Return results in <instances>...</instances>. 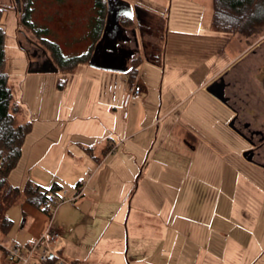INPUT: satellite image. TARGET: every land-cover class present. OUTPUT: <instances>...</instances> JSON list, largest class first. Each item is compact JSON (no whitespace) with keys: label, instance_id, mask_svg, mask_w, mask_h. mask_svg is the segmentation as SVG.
Listing matches in <instances>:
<instances>
[{"label":"rangeland","instance_id":"374dc122","mask_svg":"<svg viewBox=\"0 0 264 264\" xmlns=\"http://www.w3.org/2000/svg\"><path fill=\"white\" fill-rule=\"evenodd\" d=\"M31 1L33 2V18L37 22L36 24L49 26L50 30L61 39H64L72 31L73 35H77L75 31L80 30L82 23L85 24L87 15L91 14L92 8V0ZM125 1L130 4L132 9L141 7L156 15L169 18L170 27L173 29L193 31L199 22V8H196L188 0ZM200 1L205 2V0ZM210 5L211 2L208 3V6ZM23 9L24 0H0V27L4 32V72L8 77V86L11 89L13 101L20 110L17 122H31V131L22 145L21 158L9 175L8 181L11 185L23 189L25 179L31 178V175L38 171L46 176L41 178L43 183L40 185L49 188L53 176H57L50 171L55 166L56 169L61 168L58 170L57 177L62 179L59 182L62 189L59 191L60 194L58 193L61 197L58 200V205H52L51 218L26 204L19 203L12 206L8 210L7 216L13 222V227L6 235H0L1 246L9 248L17 243L24 244L22 242L29 240L31 236L33 240L37 239L52 223L53 230L59 232V239L51 244V249L54 250L58 247L57 245L63 243L64 238L72 244L70 250L65 249L61 256L62 263L58 261L55 264H69L70 260L73 261L80 257L96 259L99 264H146L141 251L140 255L136 254L134 237L145 232L144 222L140 219L145 220L151 216L154 221L159 218L164 221L161 231L164 237L167 234L168 241L162 244L158 240L152 241L151 239L152 242L148 245L149 260L147 264H192V256L195 257L198 252L203 250L204 253L206 249H210L220 253L223 248L228 246L232 247L234 251L236 250L234 254L236 253L237 256L234 255L235 258L231 261L227 255L225 256L226 260L218 264L248 263L252 256L264 246V175L253 166L244 163L243 153L248 152V159H252L251 141L245 139L241 141L236 135L235 129L224 126L225 121L229 122L233 117L225 112L220 105L204 101L206 98L204 92L192 94V99L170 116V121L179 120L180 117H183V120H188L187 117H192L194 122L202 124L201 128L195 126L196 129L192 130V134L190 133L195 138L194 144L198 147L196 162H193L190 155L180 153L179 155L168 154L166 159L152 161L155 157L153 153L161 137L165 136V130L161 129L163 124H160V129L155 127L149 133L153 137V143L145 156L148 160L144 159L141 164L138 160L139 167L136 177L143 176L140 168L148 161L150 163L149 173L145 177L139 178L140 180H136V188H133L132 195L126 204L115 203V201L105 203L96 208L99 210H93L92 213L87 214L86 211L75 207L74 202L69 198L71 199V195L75 191L73 181L77 164L75 165L70 155L65 157L66 153L60 143L67 141L68 146L72 149H83L80 144L83 143L84 136L82 135H85V132L77 127L84 120L75 121L74 135L67 137L66 133H63L57 142V138L54 137L57 134L53 130L52 134L44 136L51 130L50 124L44 119L52 115L53 106L56 110L71 106L78 110L76 117H81L80 108L88 105L90 99H88L87 92L77 96L68 92V97H65L64 92L60 90L62 86L58 87V85L56 89L55 84L56 82L58 84V81H62L60 85L65 88L64 74L54 75L55 73H52L46 76L33 74L28 58L31 59L33 53H36L39 62H42L44 58H40L41 51L36 47L39 45V41L26 29V25H22L20 17ZM70 27L73 28L69 29ZM135 30L136 24L132 27V31ZM248 44L249 52L244 61L247 69L242 71L244 77L241 84L248 98H246V106L241 107L244 112L239 115L240 118L244 116L245 119L255 122L260 127L261 124H264V32L250 39ZM44 67L49 68V65L45 64ZM91 70L95 73L99 72L96 69ZM168 74L169 72L166 73V80L163 83L160 68L148 63L141 68L140 77L148 82L147 90L146 92L142 91L139 99L130 103L133 108L131 110L132 118L134 115H138L136 119L138 121H155L160 109L161 97L163 105L159 117L163 114L166 103L168 105L172 101H179L189 91L195 90V83L197 85L201 81V75H199L193 81L187 80L185 83L182 81V84L180 82L176 86H171L172 83L167 81ZM53 76L58 77L54 80ZM126 83L127 79L122 72L113 73L110 80L103 79L98 82V87L104 88L103 97L99 98V104L103 106L104 103H107V99H111L114 107H119L117 114L128 113L127 108H121L125 97L123 93L128 92ZM191 102L192 104L199 102L205 105L192 112L190 109H185ZM96 104L97 101L94 106ZM74 115L69 117H74ZM113 120V125L118 126V118ZM215 121L218 126L213 123ZM220 122H223V125L219 124ZM258 130L264 133L262 127L244 131L253 133ZM239 131L241 130L239 129ZM172 137L174 136L171 135ZM253 138L254 147H257V150L261 149V154L264 155V147L259 146L261 142L257 141L256 137ZM208 139L215 144L217 142V152L226 151V157L213 154L210 158L206 154L210 148ZM49 141L53 144L51 151L46 153H49L48 157H41L42 154L37 153H43V151L38 148L40 144H47ZM223 143L224 145H221ZM243 149L246 151L242 152ZM85 152L88 153V151ZM50 155L53 156V159H50ZM40 158H42L41 164L45 165V169L36 166ZM67 159L68 161L65 162L64 160ZM201 160L207 162L206 167L209 169L207 177L200 179L190 176L188 178V172L203 163ZM261 160L264 162V156ZM213 169L219 171V174L215 176L212 173ZM224 170L230 171V174L224 177L222 175ZM72 182L74 184H71ZM62 198L64 202H61ZM183 200L185 202H182ZM104 205L105 207H103ZM166 206H169L167 213ZM118 209L121 210L116 213ZM139 209L143 212L139 213ZM260 211L261 219L258 224L255 219ZM23 215L27 217L25 226ZM63 227H67L69 235H64L59 230ZM152 228L148 232H153ZM102 233L105 234L102 239H105L107 246L111 245V248L108 250L109 247H105L107 251L96 249V251L89 250L88 252L87 245L93 246V241ZM138 243L140 242L138 241ZM184 245L181 255L179 252ZM179 260L180 262H178ZM0 264H12L2 250H0ZM256 264H264V253Z\"/></svg>","mask_w":264,"mask_h":264},{"label":"crops","instance_id":"0c3cea01","mask_svg":"<svg viewBox=\"0 0 264 264\" xmlns=\"http://www.w3.org/2000/svg\"><path fill=\"white\" fill-rule=\"evenodd\" d=\"M181 1H186V0H181ZM125 2L128 3L127 1ZM188 2H192V4L196 8H199L198 13H200L199 22L196 24V29L193 31L187 29H178V28L173 29V27H170L169 18L161 15H156L141 7H135L134 9H132L130 6L131 13L133 15H135L136 13V8H140L141 10H144L147 13H149L150 16H154L152 19L161 27V31L158 33L157 36L155 37L147 36L145 38L146 42L148 41L156 45L159 44V46L161 47L159 53L157 54L155 53L150 56L149 54H146V52L143 50L144 41L140 37L136 22H134V25L136 24V30L132 31L131 29L132 47L137 51V54L141 56L142 62L139 67L138 78L135 84H133V86H140L142 88V91L146 92L147 90L146 85L148 84V82L146 81V79L140 77V70L147 63L155 67H158L162 70L163 83L164 80H166V73L169 72L167 81L169 83H172L171 86H176L180 82L182 84V81L184 83L187 80L193 81L195 80V78H198L199 75H201L200 77L201 81L197 85L195 83L196 89L189 91L188 94L186 93L187 95L182 97V99H180L179 101H175V102L169 101L170 104L168 105L166 103L165 110L163 111V114H161V116L159 117L158 115L161 113L162 105H163V101L161 97L160 100L161 105L155 121L153 120L138 121L136 120L138 115L137 116L134 115L133 116L134 118H132L131 110L133 108H131L130 104L127 107L128 113L124 112L122 113V115H120V113L117 114V108L119 107H114V104L111 101V99H107L106 101L107 103H104L103 106L99 104L100 102L99 98L103 97L102 91L104 88H100L101 86L98 87L97 83L101 82L103 79L110 80L113 77V73L115 72L117 73L122 72L125 75V73L123 72V68L129 65L128 55L130 57L131 55L130 52L125 53L124 54L125 57L122 60H121V56L116 57V59L112 61L113 63L111 68L94 67L88 64L87 62V63L79 64L77 67H75L73 70L69 72L61 71V70L53 71V69L50 68V66L49 68H45L44 67L45 64L49 65L48 62L50 55L48 54V52L44 51L41 45H37L36 47L41 51L40 58L41 59L44 58L43 61L39 62L36 53H33L31 59L28 58L30 65L32 67L33 74L34 73L38 75L43 74L44 76L52 73H55L54 75L64 74L66 81L65 88H63V85H60V82L62 81H58V84L56 82L55 88L57 89L58 85H59L58 87L62 86L60 90L64 92L65 97H68L67 94L68 92L69 93L71 92V94L74 96H77L78 94H82V93L86 94L87 92L88 99H90L88 105L82 106L80 108V112L82 113L81 117L79 115H78L79 117H76L78 114V110L73 109L71 106H69V108L67 107L63 109L60 108L62 110H56L55 106H53L51 112L52 115L44 119L51 126V130L48 131V134L45 133L44 136H48L52 134V130H53L57 134L56 136H54L57 138V142L60 139L59 136L61 137L63 133H66L67 137L70 135L71 136L74 135V129L76 130V128L74 127L75 121L81 119L84 120L83 123L79 125V127H77V129L81 128V131L85 132L84 133L85 135H82L84 136L82 140L83 143L80 144L84 150L81 148H80L81 151L75 148L72 149L71 147L68 146L69 143L67 141L63 143L60 141L61 142L60 144L62 146L61 148H63L64 152L66 153L65 157H68L70 155L71 159L74 160L75 165L77 164L76 165L77 171L74 172L75 178L73 181L75 183L74 186L75 191H73L71 195L72 197L71 199L69 198V200H72V202H74L75 207L77 209H80L81 211L82 210L86 211V214L89 212L92 213L93 210L96 211L99 210L96 208H98V206L100 207L102 204L105 203H110L115 201V203L122 202L123 204H126L128 202V200L132 195L133 188H136L135 186L136 180L145 177L149 173L150 163L148 161V163L144 164V166L140 168L141 174L143 173V176L136 177L137 169L139 167L138 160L140 164L144 159L148 160V158H145V156L150 146L153 143V137L149 133L155 127L160 129V124H163L161 129L165 130V136L161 137L160 142L155 152L153 153L155 157L152 161L166 159L168 154L179 155L180 153L184 155H190V157L193 159V162H196L197 160L196 152L198 151V147L194 144L195 138L191 134H192V130L196 129L195 126L201 128L202 124H200L199 122H194L192 117H187L188 120H183V117H180L179 120L170 121V116L173 113H175L176 110L180 108L183 104H186L188 101H190L192 99V96L195 95V92L196 93L204 92L206 97L204 101L213 102L217 105H220V107L224 109L225 112L229 113L230 116L233 117V119L230 120L229 122L225 121L224 126H227V128L229 126V128L235 129L237 132L236 135L241 141H243V139L247 141L251 140L252 146L250 151L252 152V159L251 160L248 159V155H249L248 152L246 154L243 153L242 155H244L243 156L245 161L244 163L246 165L249 164L253 166L256 170L262 172V175H264V162L263 160H261V158H263L264 155L261 154V149L259 150H257V148L255 149L252 141L254 138H252V136L250 138V134L244 131L248 129H260L261 127L264 128V124H261L259 127V125L256 124L255 122L245 119L244 116H241L240 118L239 115V113L244 112L243 111L244 109L242 110L241 107H243V105L246 106L247 104L246 98H248V95L245 94V92L243 91V87L241 85L244 77L242 71L247 69L246 68L247 66L245 65L244 61L247 57V53L249 52L248 39L238 35L226 36L223 34H219L212 29L211 26L212 0H205L204 3L203 1L200 0L199 1L188 0ZM209 2H211L210 6H208ZM92 6H93V0H92ZM90 11H92V8ZM90 15L91 14L87 15L85 24L84 23L81 24L80 30L75 31L77 35H73V31H72V33H69L64 39H61L50 30L51 35L49 38L59 46V48L61 49L64 55L72 56V55L89 54L91 52L93 42L87 36L89 31L88 23H89ZM72 28L73 27H70L69 29ZM91 69H96L99 72L96 73L92 72L93 70ZM58 76H53V79L55 80V78ZM216 82L217 83L223 82V84L225 85L223 94L221 96L214 95L209 90L210 86ZM126 85L129 90L130 85H128V83H126ZM162 91H163V85H162ZM126 94L127 93L125 92L123 93L124 96H126ZM124 99L121 106L122 109L125 108ZM96 101L97 104L94 106V103ZM191 104H188V106H186L185 109L187 110L190 109L192 112L197 111V108L201 109L202 108L201 106L205 105V104H200L199 102L197 104L195 103L192 105ZM10 106L17 109L15 114V123L17 125L27 123L22 121L17 122V117L20 110L18 105L13 101V97ZM73 114H75L74 117H69L72 116ZM100 114L101 117H99ZM116 118H118L119 120L118 126L113 125V121H114L113 119ZM213 123L216 126H218L217 121ZM222 123L223 122H220L219 124ZM239 129L241 131H239ZM171 135L174 137L171 138ZM257 141L259 140L257 139ZM224 143L221 145H224ZM217 144H218L217 142L215 144L214 142L209 141L208 145L210 146V148L208 153L206 154H208L210 158L213 154H217V155L220 154L221 156L224 155L226 157L227 155L226 151H223V153L217 152L216 149ZM52 145L53 144L50 141L47 144H40V147L38 149L42 150L43 153L38 152L37 154H42L41 157L44 156L45 158L48 157L49 153L48 154L46 153L51 151ZM261 146L264 147V143ZM85 151H88V153H86ZM241 151L244 152L246 150L243 149ZM50 159H53L52 155H50ZM41 160L42 158H40V160L38 161L39 163L36 166L45 169V165L41 164ZM64 161L67 162L68 159ZM201 161H203V163H200L197 166V168H195L192 171L190 170L188 172V178L190 176L197 177L200 179H202L201 177H207L208 175L207 170H209L208 167H206L207 162H205L204 160ZM60 169L61 168L56 169L54 166L52 169H50V171L52 172V174L58 176L57 173L58 170ZM212 173H214L216 176V174H219V171L213 169ZM229 174L230 171L224 170V173L222 175L225 177ZM57 176H53L50 185L56 183L62 189L59 183L60 181H62V179H59ZM42 177L45 178L46 177L45 174L36 171L33 175H31V178L25 179L24 186L27 182H31L32 184L38 185L42 188H48L47 186L40 185L43 183V181L41 180ZM229 180H230V176H229ZM73 182L71 184H74ZM78 184L81 185L77 186ZM208 186L211 187L210 185ZM193 188H194V184H193ZM58 193L60 194V192ZM182 202L185 201L183 200ZM19 203L25 204L23 202V199ZM103 207H105V205ZM32 208L41 212L37 208L34 207ZM121 209H118L116 213H118L119 210ZM167 209H169V206H166V213H167ZM139 211H140L139 213L143 212L140 209ZM260 215H261V211L259 212V215L255 219L258 224L260 223L259 220L261 219ZM23 218H24L23 223L25 226V224L27 223V219H26L27 217L23 215ZM140 221L144 222L143 226L145 227V232L143 234L136 236V238L134 237V241H135L134 246H136L135 247L136 254L140 255V251H141V255H143L142 257L145 258L147 264L149 260L148 259L149 243L158 240L163 244L164 242L168 241V236L167 234L165 235V237L162 235L161 225L164 224L163 223L164 221L162 219L159 218L158 220L154 221L153 218L149 216L145 218V220L140 219ZM51 226L53 229L54 225H52V223ZM21 228L23 229V226ZM151 228L153 229V232L151 231L148 232V230H151ZM56 229L58 228L56 227ZM59 230L62 233H64V235L66 234L69 235L67 227H63ZM103 234L104 233H102L95 241H93L92 243L94 244L93 246H91V244L87 245L88 252L89 250L96 251V249L105 250V247H109L108 250L111 248V245L107 246L105 239H102V237H104L105 235ZM175 239H176V235H175ZM30 241H33L32 236L29 237V240L22 243H27ZM138 241L140 243H138ZM57 246L58 247H56L53 251L61 257L65 252V249L68 248L70 250L72 244L68 243V241H66L64 238L63 243H60ZM184 247L185 245L179 252L181 255L183 254ZM234 252H236V250L234 251L230 246L223 248L220 253L219 251L210 250V249L209 250L206 249L205 252L203 253L202 250L201 252H198L195 255V257L194 255L192 256L193 259L192 264L223 263L226 260L225 256L227 255L228 258H230V260L233 261V259L235 258L234 255L237 256L236 253L234 254ZM247 252L249 253V250ZM262 253H264V246L260 249L259 252L253 255L252 259L246 264H256L257 260L260 259ZM178 262H180V260ZM69 264H99V263L96 261V259L90 260L89 258L84 259V257H80L74 259L73 261L70 260Z\"/></svg>","mask_w":264,"mask_h":264},{"label":"trees","instance_id":"16d2710c","mask_svg":"<svg viewBox=\"0 0 264 264\" xmlns=\"http://www.w3.org/2000/svg\"><path fill=\"white\" fill-rule=\"evenodd\" d=\"M32 5L31 0H24L20 20L39 41L44 51L48 52L50 55L48 64L54 71L69 72L79 64L87 62L94 67L111 68L112 61L116 57L121 56L122 60L124 54L130 52L129 65L123 68V72L128 85L132 87L138 78L142 62L141 56L132 47L131 29L134 22L144 41L143 50L146 54L151 56L161 50L159 44L145 41L147 36L155 37L161 31V27L152 19L154 16H150L140 8H136V13L133 15L123 0H93L87 35L93 42L91 52L66 56L49 38L51 35L49 27L36 24ZM211 26L219 34L238 35L249 41L264 32V0H212ZM4 64V32L0 27V235H6L13 227L7 212L22 199L25 204L37 208L51 218L53 207L48 203V199L56 197L59 200L58 192L61 189L56 183L49 188H42L27 182L21 190L8 181L9 174L20 160L22 145L31 131V122L21 125L15 123L17 109L10 106L12 92L4 72ZM55 262L54 258H49L46 264Z\"/></svg>","mask_w":264,"mask_h":264},{"label":"built area","instance_id":"2783aa9c","mask_svg":"<svg viewBox=\"0 0 264 264\" xmlns=\"http://www.w3.org/2000/svg\"><path fill=\"white\" fill-rule=\"evenodd\" d=\"M141 94L142 88L140 86L130 87L124 99V107L127 108L130 103L139 99ZM61 202H64V200L61 199ZM48 203L58 205V199L50 197ZM58 239L59 232H55L49 225L43 234L33 241L14 244L9 248H4L0 244V248L3 250L5 257L14 264H46L49 258H54L56 262L62 263V258L51 249V244Z\"/></svg>","mask_w":264,"mask_h":264},{"label":"water","instance_id":"95a60500","mask_svg":"<svg viewBox=\"0 0 264 264\" xmlns=\"http://www.w3.org/2000/svg\"><path fill=\"white\" fill-rule=\"evenodd\" d=\"M126 6H127V8H128V10L131 12V9H130V6H129V4L128 3H126ZM54 71V70H53ZM219 87V89H217ZM209 90H210V92H212L214 95H222L223 94V85H222V83H220V82H216V83H214V84H212L211 86H210V88H209Z\"/></svg>","mask_w":264,"mask_h":264},{"label":"flooded vegetation","instance_id":"af4514ba","mask_svg":"<svg viewBox=\"0 0 264 264\" xmlns=\"http://www.w3.org/2000/svg\"><path fill=\"white\" fill-rule=\"evenodd\" d=\"M222 85H223V90H224L225 85L223 84V82H222ZM217 89H219V87ZM247 131H249V129ZM249 134H250V138H251V136H252V138L256 137L259 140V142H261L260 143L261 145L264 143V133H262L261 130L254 131L253 133L250 132ZM261 145H259V146H261Z\"/></svg>","mask_w":264,"mask_h":264}]
</instances>
